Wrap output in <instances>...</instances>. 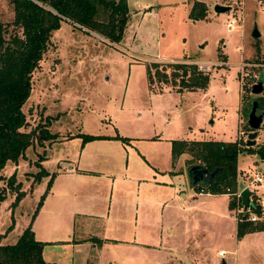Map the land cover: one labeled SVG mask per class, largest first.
Instances as JSON below:
<instances>
[{"label":"rangeland","instance_id":"obj_1","mask_svg":"<svg viewBox=\"0 0 264 264\" xmlns=\"http://www.w3.org/2000/svg\"><path fill=\"white\" fill-rule=\"evenodd\" d=\"M203 1L207 15L194 21L189 9L196 0H126L129 18L119 42L65 21L52 31L31 78L22 131L47 124L57 137L42 146L35 139L25 158L0 171V190L7 194L0 203L2 243L15 242L32 220L43 242L82 231L90 237V250L83 243L52 248L56 264H264V230L239 235L229 194L196 195L187 178L190 154L171 161L174 139L236 141L244 122L240 85L241 96L250 99L256 81L250 76L264 73L255 50L261 44L264 53L259 0H217L231 7L227 12H215L216 0ZM13 20L10 0H0V22L7 33L21 34ZM255 27L260 38L251 36ZM182 60L208 66L206 89L182 93L148 82L151 63ZM243 63L247 76L241 80ZM39 155L48 174L36 181ZM256 159L243 153L238 162L260 169ZM68 165L87 172L69 175ZM11 173L24 192L16 205V193L6 186ZM250 176L238 178L248 182Z\"/></svg>","mask_w":264,"mask_h":264},{"label":"trees","instance_id":"obj_2","mask_svg":"<svg viewBox=\"0 0 264 264\" xmlns=\"http://www.w3.org/2000/svg\"><path fill=\"white\" fill-rule=\"evenodd\" d=\"M10 2L14 15L12 24L21 31V34L7 33L6 25L0 22V171L8 161L17 163L20 158H25V150L35 139L42 146L44 141L57 137L55 133L49 131L47 124L39 126V130L34 128L22 131L27 124L23 106L32 91L31 78L47 51L52 31L65 21L85 29L86 33L97 32L109 42H119L124 36L129 18L126 0H10ZM206 15V5L201 1L194 2L189 18L195 21L205 18ZM256 50L259 53V45L256 46ZM147 78L150 84H153L154 80L163 85L169 84L177 92L196 91L207 88L210 73L199 69V66L190 60L164 61L151 63L147 68ZM253 97L250 96L249 99L241 96L239 112L244 118L241 128L247 134L251 131L247 123V114L254 99L257 100L259 112H264V95ZM241 152L256 154L259 159L264 160V143L246 146V142L243 143L239 139L236 141L174 139L171 141L170 150L172 164L184 153H188L191 158L186 161L187 164L199 163L209 170L220 169L203 187H195L198 192L213 194L236 189L238 156ZM43 159L44 156L39 155L35 161V165L40 167L35 176L36 181L44 174H48L41 166ZM52 180L53 178L49 181V186ZM6 186L16 193L11 203L16 205L24 196V192L21 190V182H16L14 173L8 176ZM6 197L5 190L1 189L0 203ZM228 205L230 209L235 208L231 196ZM237 222L239 235L264 230V218L257 223L242 219ZM31 224L32 220L15 242L8 244L0 241V264H52L44 260L45 243L35 238Z\"/></svg>","mask_w":264,"mask_h":264},{"label":"built area","instance_id":"obj_3","mask_svg":"<svg viewBox=\"0 0 264 264\" xmlns=\"http://www.w3.org/2000/svg\"><path fill=\"white\" fill-rule=\"evenodd\" d=\"M232 2H239V0H231ZM260 4L264 6V0H259ZM231 8V7H230ZM237 23V18H232L227 24L230 29L234 28V25ZM261 65V64H259ZM206 65H201L199 69L206 71ZM247 67L246 64H242L241 66V75L240 79L242 80L244 76H247L246 73H243V69ZM260 74V73H259ZM259 74H253V76H250V78H256L255 80L257 81ZM249 76V75H248ZM254 81L253 83H255ZM253 85V84H252ZM250 86V89L252 87ZM261 126H264V117ZM238 137L237 139L241 140L243 143L246 142L248 134L244 132L242 128L238 129ZM246 177L250 176L247 173H241L240 171L238 172V177ZM237 177V183H236V189L230 190L228 189V194L231 196L232 201L235 205V210L237 214V220L242 219L247 222L251 223H257V221L261 220L264 218V190L260 191L258 186L261 187V185L264 184V172L260 169H255L252 172V175L249 178V181L247 182L246 179L242 182L239 181V178ZM245 188H248L252 194L249 198L248 201V207L244 211L243 205L241 204L242 200V192ZM203 193V192H200Z\"/></svg>","mask_w":264,"mask_h":264},{"label":"water","instance_id":"obj_4","mask_svg":"<svg viewBox=\"0 0 264 264\" xmlns=\"http://www.w3.org/2000/svg\"><path fill=\"white\" fill-rule=\"evenodd\" d=\"M215 12H227L230 9L229 6L226 5H221L217 3L214 8ZM251 36L254 38H257L260 36V32L255 27L252 31ZM264 90V73H260L257 81L253 83L250 93L252 95H259L263 92ZM257 100L254 99L251 104V108L247 114V123L249 127L251 128V131L248 134L247 140H246V146H254L256 143V137L258 135V130L261 127L263 117H264V112H258L257 113ZM187 170V177L189 180V185L192 188H195L197 186L203 187L206 183H208L211 179L214 178L215 174L220 171L219 168H214L213 170H209L206 166L203 164L199 163H191L186 166ZM252 192L248 189L245 188L242 192V200L241 204L243 205L244 211L248 207V201L251 196ZM225 264V262H223Z\"/></svg>","mask_w":264,"mask_h":264},{"label":"crops","instance_id":"obj_5","mask_svg":"<svg viewBox=\"0 0 264 264\" xmlns=\"http://www.w3.org/2000/svg\"><path fill=\"white\" fill-rule=\"evenodd\" d=\"M197 1V0H196ZM198 1H201V2H203L205 5H206V8L208 9L209 8V6H208V4L206 3V2H204L203 0H198ZM213 2H215V3H213V4H217V2L219 3V4H223L222 3V1H213ZM211 5V4H210ZM192 7V6H191ZM191 7H190V9H191ZM230 7V6H229ZM214 8V7H213ZM189 9V10H190ZM190 12V11H189ZM260 36H261V34H260ZM260 36L258 37V38H260ZM258 44H259V42H258ZM256 50V49H255ZM258 54H260V60H262L263 62H264V53L262 52V47H261V44H259V53ZM226 56L227 55H225L224 54V58H225V60H224V62L227 60L226 59ZM191 61V60H190ZM198 63L199 62H201V63H204V64H209L210 65V63H206L205 61H201V60H198L197 61ZM223 64V63H222ZM226 64V63H225ZM221 65V64H220ZM201 90V89H200ZM184 91H186V90H184ZM183 91V92H184ZM182 92V93H183ZM241 85H240V90H239V93H238V98H239V109H240V105H241ZM240 122V121H239ZM237 130H238V128H237ZM258 135H257V137H256V143H255V145H257V144H263L264 143V126H262V127H260L259 128V130H258ZM237 137H238V135H239V133H238V131H237ZM260 136H262V137H260ZM189 140V139H188ZM237 140V139H236ZM254 145V146H255ZM243 153H247V152H243ZM243 153H240L239 154V156H238V161H239V157L241 156V154H243ZM248 154V153H247ZM253 156H254V154H253ZM180 158V157H179ZM178 160V159H177ZM176 160V161H177ZM172 161V160H171ZM247 162V161H246ZM253 163H259L260 164V166H259V168H260V170H263V169H261V168H263V165H264V160H261V159H256ZM175 164V163H174ZM173 164V165H174ZM253 168H254V170H255V167H249V165H248V167H246L245 168V166L243 165V166H240V164H239V162H238V164H237V169L240 171V172H242V173H245V171L248 169V171L249 170H253ZM81 172H83V173H85V172H87V170H84V169H77L76 167L74 168V167H72V165H68V167H67V169H65V171H64V173H67V174H69V175H78V174H80ZM188 178V177H187ZM190 188H192V187H190ZM192 189H196V188H192ZM206 193L205 192H203V193H200V192H198L197 191V193H196V195H198V196H200V197H203L204 195H205ZM228 202H229V197H228ZM72 226L74 227V228H76V226L72 223ZM25 229V228H24ZM23 229V230H24ZM22 230V231H23ZM75 231V230H74ZM35 233V232H34ZM21 234V233H20ZM37 239V238H36ZM37 240H39V239H37ZM88 240H89V242H88ZM39 241H41V240H39ZM43 242V241H42ZM46 242V243H45ZM90 237H88V236H86V233H84L83 231L81 232V234H80V236H77L76 235V233L74 232L73 233V235H70L69 236V239H64V240H62V241H58V242H55V243H60L61 245H57V244H55L53 241H44V243H45V246H44V249H43V258H44V260H46L47 262H50V263H52V264H56L55 263V259L54 258H52L51 256H50V252L52 251V248H68V249H74L76 246H79L80 244H87V247H89V249L88 250H90L91 249V244H90ZM82 244V245H83ZM84 253H85V255H86V253H87V251H86V249L85 248H82L81 249ZM67 251H69V250H67ZM71 251V250H70ZM71 255V253L69 252V256ZM72 257L73 256H71L70 258H68V259H72ZM52 259H54V260H52ZM85 262H91V261H86L85 260ZM85 262H83V264H86ZM92 263V262H91ZM93 264H96V263H93Z\"/></svg>","mask_w":264,"mask_h":264}]
</instances>
